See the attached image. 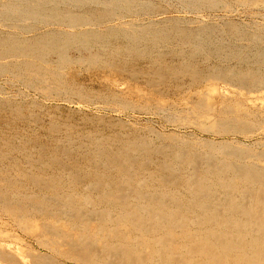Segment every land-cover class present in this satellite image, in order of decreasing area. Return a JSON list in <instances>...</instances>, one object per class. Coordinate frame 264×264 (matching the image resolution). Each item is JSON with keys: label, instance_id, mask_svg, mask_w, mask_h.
Wrapping results in <instances>:
<instances>
[{"label": "bare ground", "instance_id": "obj_1", "mask_svg": "<svg viewBox=\"0 0 264 264\" xmlns=\"http://www.w3.org/2000/svg\"><path fill=\"white\" fill-rule=\"evenodd\" d=\"M151 1L11 0L0 6V23L3 31H6L5 35H0V75L10 73L14 79L31 88L39 87L48 79L51 87H39L38 91H45V95L55 91L54 96L60 97V93L74 87V84L70 86L71 81H65L64 71L72 64H81V58L68 56L69 51L77 49L78 52L88 53L86 59L90 64L109 69L110 72H125L134 79L144 76L150 87L163 88L167 80L188 78L194 83L211 79L227 81L247 89L249 94L252 90L264 89V75L260 72L264 66L262 50L252 51L258 54L248 58L252 60L253 67L236 71L231 67L217 68V65L199 69L193 62L190 63V59L171 61L168 56L181 55L174 47L177 44H186L198 51L200 47L203 51L211 47L218 58L228 62L239 57L241 50L236 46L229 47V41L226 45L222 41L214 42L211 35L217 26L196 30L164 19L160 22L148 21L149 26L127 19L131 14L149 15L150 11L155 10ZM215 2L185 0L186 6L192 9L204 5L207 8V4L215 5ZM248 2L253 4L254 1ZM49 5L55 8L51 10ZM62 5L63 8L60 7ZM114 36H122L125 43L113 46L110 37ZM165 47H171L166 55L159 52L160 48ZM109 48L112 49L111 56L106 54L103 57L104 53L101 56V52H98ZM50 54L56 59L48 60L47 55ZM114 54H124L136 60L149 57V66L136 70L131 67L132 58L128 60L132 61L129 66L127 62L120 61L122 58L120 63L117 62ZM248 59H242L243 64ZM113 80L116 81L112 79V84L115 83ZM55 84L67 91L57 90ZM206 88L209 90L210 85ZM127 89L132 92L136 90L131 87ZM87 91L78 90L74 94L84 103L95 95ZM197 92L200 96L202 91ZM208 92L214 93V90ZM142 95L145 96L144 92ZM140 96L137 97L142 99ZM192 96L196 97L197 94ZM223 97L228 98L226 95ZM143 99L150 101L151 98ZM112 100L127 103L118 97ZM203 101L197 100L195 106L203 108ZM188 103L191 105L190 101ZM1 106L5 107L6 104L1 103ZM234 109L230 105L218 111L221 112L220 117L213 128L215 126L219 135L248 133L249 123L246 125L245 121L225 117L232 110L237 113ZM13 112L17 121L26 122L22 110ZM247 113L245 111L243 114ZM199 116L194 117L197 119ZM30 118L28 121L31 124H38L40 120ZM82 120L83 124H87L90 118ZM69 123L51 121L47 130L56 138L49 137V143H35L36 140L33 142L26 135L24 138L0 133V264H67L65 260L71 264H264V164L247 163L249 158H258V154H252L249 149L232 148L234 145L216 144L212 140L198 142L173 133H154L155 144L151 138L122 133L121 126L117 130L101 127L81 131L76 124ZM3 217L10 223L11 230L5 227ZM37 218L41 223L38 224ZM13 228L26 236L37 237L39 233L40 239L32 237L36 239L34 242H37L38 248H29L30 244L22 247L21 241L22 244L25 242L21 240L22 237L12 233L15 231ZM31 231H35V234ZM59 258L63 262L58 261Z\"/></svg>", "mask_w": 264, "mask_h": 264}, {"label": "rangeland", "instance_id": "obj_2", "mask_svg": "<svg viewBox=\"0 0 264 264\" xmlns=\"http://www.w3.org/2000/svg\"><path fill=\"white\" fill-rule=\"evenodd\" d=\"M10 1L11 0H8V1L7 0H0V6L3 4H6L7 2H10ZM212 1H214V2L216 1L215 2L216 4L210 5V6H208V4H207V8H206V5H204L198 9L194 8V7L192 9V7H190L188 5H187L188 7L186 6L185 0H152L151 2L153 4L155 10L150 11L149 15L138 16L135 14H131L127 17V19L135 21L134 22L135 24H140V23L144 24L145 23L146 24L145 26H149V24H147V23H149L150 21L160 22V21H163V19H164V21H174L178 24L180 23V25H182V26H189L192 29H196V30H199L202 27L204 28L205 26H206L205 28H209V29L215 28L217 26V29L215 28V30L214 29L212 30V35H211L215 40L212 37H211V40H214V42H221L222 41V42H224V44L228 43V41H229V43H228L229 47L235 48V46H236V48H239L241 50V55L238 54L239 57L234 58L233 60L231 59V60H229V62L227 60L222 61L220 58H218L217 55L214 54V50L211 47H209L208 49H204V51L202 50L203 48L200 47L201 50L198 51L197 49H194L191 46H188V45L186 46V44H183V45L177 44V46L175 45L174 47L176 49L178 48L177 50L179 52V55L181 54L180 57L181 56L182 57L180 58L179 56H177V57L174 56L172 58V57L168 56L169 59L171 61H174V60L175 61H183V60L186 61V60L190 59V63L193 62V65H195L199 69H206L207 67H215L216 65H217L216 66L217 68H219V67L220 68H222V67L223 68L224 67L230 68L231 67V69H233L235 71L239 70V69H245V68L253 67L254 65H253L252 60H249V59H251L250 56L254 57L258 54V52L254 53L255 50H257V51L262 50V52L264 51L263 50V48H264V31H262L264 29V1L263 0H250V1H254L253 4L249 3L248 2L249 0H212ZM248 4H251V5H248ZM155 6H157V9L155 8ZM60 7L63 8V5ZM49 8L52 10L55 7L53 5H49ZM189 8H191V9H189ZM58 9H60V8L58 7ZM194 9H195V11H194ZM77 10L78 9H75V11H77ZM159 10H161V12ZM162 11H163V13H162ZM142 18L145 20L142 21ZM172 18H174V19L172 20ZM177 19H179V20H177ZM244 23H246V24H244ZM228 24H230V25L232 24V26H229ZM108 27H109V25L107 26V28ZM218 27H221V28H218ZM229 27H230V29H229ZM104 28H106V26ZM254 28H255V30H254ZM55 29H57V28H55ZM225 29H227V30H225ZM221 30H223V31H221ZM224 30L227 33L224 32ZM234 30H235V33H234ZM238 31L239 32L242 31V32L239 33ZM243 31H245V32L243 33ZM0 32H1L0 35L6 34L5 33L6 31L4 32L2 27H1V23H0ZM233 33H234V36H232ZM216 34H218V35H216ZM110 38H109L110 42L112 43L113 46L125 43V40H124L125 38H123L122 36L121 37L120 36H117V37L114 36V37H110ZM223 38H225L224 41H223ZM233 38H235V39H233ZM248 39H250L251 41H249ZM109 49H104V50L101 49L98 52L99 53L101 52L100 53L101 56H103V53H104L103 57L111 56L112 55V53H111L112 49L111 48H109ZM170 49H171V47L169 49L166 47H165V49L160 48L159 52L166 55L167 53H169ZM249 49H250V52H249ZM107 51H108V53H107ZM252 51H254V52L252 53ZM80 52H78V50L76 49V51L71 50L68 53V56H70V58L74 59L76 57H79L82 59V62H81V64L78 63L77 65L72 64V66L66 68L64 71L65 81L67 79H68L67 80L68 82L71 81V82H69L70 86H72V84H74V87H70V89H71L70 91H67L61 85L58 86L55 84L57 90L67 91L64 93H60L59 94L60 97L58 96L59 98L56 95H55L56 96V98H55V96H54L55 91H53L52 92L53 94L51 93V95L50 94L45 95L46 92L45 91L42 92V90L38 91L39 87H41L40 89H45L46 87H51V83L48 79H45V81H43V84L39 83L40 84V85L38 84L39 87L36 86L37 87V91H36V87L31 88V87L24 85L23 82H21L20 80L18 81V79H14L15 77L10 73H4V74L0 75V87L2 90V91L0 90V102L2 101L1 102L2 104H6L5 107H2L1 103H0V106H1L0 107V109H1L0 110V133H2V134L4 133V135L16 134V135H19L20 137H24V138H26V136H27V139L29 137V139L33 142H35V140H36L35 143H42V142L43 143H46V142L49 143L50 142L49 137H50V139L54 138V137L56 138V136L54 134H51L47 130L49 123L53 120H56L57 122H61V123H69L70 122L69 124H72L74 126L77 125L76 128L77 129L79 128L78 130H81V131H83L84 129H85V131L90 130V129L94 130L96 128H101V127L102 128L103 127H105V128L110 127V128H112V130H117L121 126L120 129H121L122 133L133 134V135H138L141 137L151 138L152 140L155 141L154 142L155 144H157L156 135H155L156 133L157 134H172L173 133L174 135H177L179 137H187V138H191V139H196V141H198V142L199 141H201V142L205 141L206 142V140L207 141L212 140L213 143L218 142L219 144L220 143L227 144V145H230L231 147L234 145L232 148H236V149H240V150L249 149L252 152V154L255 153V155H257V154L259 155L258 158L257 157L249 158L247 163H255L256 162L260 165L264 164V160H263V158H264V89L263 90L261 89L259 91H256V89H255V90H252L251 91L252 93L249 94V91L247 89L244 90L241 87H239L240 85H235V84L233 85V83H230L227 81L221 82V81H218L215 79H213V80L211 79V80H208L204 83L203 82L202 83H194V82L190 81L188 78H184L182 80H177V81L176 80H167L166 83L163 85V88L161 86L160 87H157V86L150 87V85L146 84L145 81H147V80L145 79L144 76H143L144 78L142 76H137L134 79L133 76H132L133 77L132 78L130 75H128L125 72L124 73H120V72L115 73V72H110L109 69L106 70V68H102V67L99 68L95 65L90 64L89 60H87L88 59V53L86 51H80ZM109 53H111V54H109ZM207 53L210 55H208ZM244 53H245V55H244ZM263 54H264V52H263ZM119 55L120 54H118V55L114 54L113 55L116 58L115 60L117 62L121 58L122 59L120 61L122 62V60H123L124 62H127L128 65L133 61L131 63V67L136 69V70H137V68H138V70H140V69L144 70V68L146 69L149 66V61H150L149 57H145V58H142L139 60H136L135 58L131 57L133 60L131 62H128V60L131 59V58L129 59L130 56H125L124 54L122 56L121 55L119 56ZM183 55H185L187 58ZM190 55H192L191 58L188 57ZM205 55H207V56H205ZM246 56H247V58H246ZM55 57L56 56H54L53 54L47 55L48 60H50V58H51V60L52 59L55 60L56 59ZM215 57H217L218 60ZM242 59L243 60L248 59V61L244 62V64H243ZM142 60H144V61L142 62ZM120 61H119V63H120ZM194 62H196V64ZM249 62H251V63H249ZM145 65H147V67ZM71 69L72 70L74 69L75 71L74 70L71 71ZM100 69L101 70L104 69V70L101 71ZM260 72H261V74L264 75V66L260 68ZM110 78L115 79L116 81L113 80V82H115V83L112 84V79L110 80ZM72 80H74V81H72ZM181 81H182V83H181ZM118 82H119V84H118ZM120 83L123 84L124 86L121 85ZM115 85H117L118 87H116ZM209 85H210L209 90L212 89V92L214 90V93L217 95H214V93H209L208 92L209 90H206L207 89L206 87H209ZM44 86H46V87H44ZM126 86H129V87H126ZM200 86H202V87H200ZM130 87L133 89L135 88L136 90L134 89L135 91L132 92L133 90L131 91L130 89H127ZM203 87H205L206 91L203 89ZM109 88L111 89V91L109 90ZM117 88H119L120 90L118 89L119 90L118 91ZM138 88L141 89V91ZM87 89L89 91H87ZM193 89H195V90L193 91ZM201 89H203V90H201ZM78 90H85L87 92H94L95 95L92 96L91 98H89L90 102L88 101V102L83 103V101L77 99L78 97L74 94V92L78 91ZM122 90L123 91L125 90V91L123 92ZM197 90L199 91V93L202 91L200 93V96L198 95ZM215 90H216V92H215ZM120 91L123 92L124 94L123 93L121 94ZM128 91L131 92L130 93L131 95L129 94ZM137 91L140 92L141 94H139ZM181 91H183V92L181 93ZM143 92H144L145 96L142 95ZM156 92H158L159 94ZM204 92H207V93L204 94ZM253 92H255V93L253 94ZM118 93H120L121 95ZM179 93H181V94H179ZM224 93H226V94H224ZM238 93L240 95H238ZM99 94H101V95H99ZM128 94L130 95V97L132 95L135 96V98L133 96L130 98ZM190 94H191V96H190ZM196 94H197V96H196ZM123 95H125L127 97H125ZM140 95H142V96H140ZM179 95H181V96H179ZM192 95H195L196 97H194ZM220 95H222V96L220 97ZM224 95H226L228 98L223 97ZM137 96L142 97V99H139ZM186 96L190 100L188 98L186 99ZM202 96L203 97L206 96L207 98L204 97V99H202ZM107 97H109V99ZM114 97H118V98H121L123 100L125 99V101H127V103L126 102H119L118 103L116 101H113L112 98H114ZM146 97H150L151 98V99H149L150 101H146L143 99ZM190 97L192 98V100ZM3 98H4V100H2ZM196 99L197 100L201 99L202 101L204 100L203 103L205 102V106L203 108H197L195 106V103L197 101ZM207 99H209V100L207 101ZM64 100H65V102H64ZM133 100H134V102H133ZM182 100H184L183 102H185L186 104L182 103L181 102ZM188 100L190 101L191 105H189V103L187 104V102H189ZM218 100L219 101L222 100V101L219 102ZM228 100H229V102H228ZM232 100H233V102H232ZM80 101H81V103H80ZM145 101H146V103H145ZM165 102H166V105H165ZM236 102H237V104L241 103L242 107H245V109L242 108L240 104L235 105ZM180 103H182V104H180ZM8 104L11 106H9ZM120 104H122V106ZM172 104H174V106ZM7 105L9 107H7ZM80 105L84 106V107L82 108ZM169 105H171L170 107L173 109L168 107ZM219 105L224 109L230 107V105H231V108H233V109H234V107L236 108L237 106H240L239 109H238V107H237V109H234V111L237 110V113L239 112L238 114L236 112H233V110H232L230 112V114L227 113V115L223 111V113H224L223 115L224 116L226 115L225 117H228V118L229 117L230 118H236V119L241 120L243 122L245 121L244 123L246 125L249 123L247 125V128H249V130L247 129L248 133L246 135H241V134L219 135L218 133H216L215 126L213 128V125H216V122L218 121V117H220L219 113H221V112L218 113V111L224 110V109H221V107ZM222 105H224V106H222ZM54 106H55V108H54ZM109 106H112V107H109ZM41 107H42V109H41ZM176 107H177V109H176ZM12 108L13 109L15 108L14 110H16V109L22 110L23 115L26 118V122L25 121L21 122L19 120L17 121V117L14 116V112H13L14 110ZM33 108L36 112L33 110ZM51 108H53V109H51ZM3 109H4V111H2ZM190 109H191L192 113H190ZM238 110H240V111H238ZM5 111H7V112H5ZM9 111H11V112H9ZM177 111H179V112L177 113ZM245 111H246V113L248 112L247 115L245 114L246 116L243 114V113H245ZM46 112L47 113L49 112L48 115ZM57 112H59V113H57ZM186 112L188 113L189 116H187ZM208 112H210L211 114ZM249 112L252 114H250ZM52 113H54V114H52ZM184 113L186 115H184ZM198 113H199V115H202L201 118H203L204 120L202 119V121H200L201 118L198 115ZM217 113L219 114V116ZM191 114L194 116H199V117L196 119L194 116L191 117ZM233 114H235V117ZM248 114L250 116H248ZM29 116L32 118H35V119L37 118L36 120L40 119L38 124H35V123L33 124V122H32V124H31V122L29 123L28 120L31 119ZM79 117L81 120L79 119ZM85 117H86V119L90 118V121L87 122V124H83V122H82L83 121L82 119ZM205 119H208V120L206 121ZM98 120H99V122H98ZM104 120H105V122H104ZM46 121H48V122H46ZM80 121L82 124L80 123ZM107 121H109L108 124H106ZM77 122H79V123H77ZM91 123L95 127H93ZM200 123L202 124V126L200 125ZM90 124H91V126H90ZM96 124L97 125L99 124V125L97 126ZM109 124H112V125H109ZM106 125H107V127H106ZM114 125H115V127H113ZM199 125H200V127H199ZM38 126H39V128H38ZM89 127H91V128H89ZM5 131H6V133H5ZM14 131H16V132H14ZM126 131H128V132H126ZM33 133L35 135H33ZM40 137H41V139H40ZM223 141H224V143H223ZM218 143H216V144H218ZM239 145H240V147H239ZM253 150H256V151L253 152ZM260 151H261V155H260ZM262 152H263V154H262ZM17 158H19V156ZM3 218H4L3 220L6 221V223H7V224L5 223V225H6L5 227L8 226L7 229L11 230V227L9 226L10 223H8V221L5 219V217H3ZM37 222L39 224L40 220ZM13 229L15 231H12V233L14 232L15 235L17 234L20 237H22L21 240H24V242L26 243V244L25 243L22 244L23 241H21L22 247L26 248L25 246L27 244H30V245H28V247L30 246L29 248H31V249L32 248H38L36 246L37 242L35 243L34 240L40 239L39 233L37 234L38 235L37 237L35 235H27L26 236V234H23L22 231H20L19 229H15V228H13ZM36 231L38 232V230H36ZM31 232H34L33 234H35V231H31ZM29 236H31V237H29ZM32 237L36 238V239H32ZM59 260H60V262H63L62 258L61 259L59 258L58 261ZM64 262L67 264H71L70 261L67 262L65 260Z\"/></svg>", "mask_w": 264, "mask_h": 264}]
</instances>
